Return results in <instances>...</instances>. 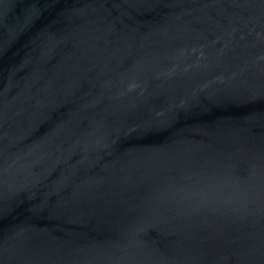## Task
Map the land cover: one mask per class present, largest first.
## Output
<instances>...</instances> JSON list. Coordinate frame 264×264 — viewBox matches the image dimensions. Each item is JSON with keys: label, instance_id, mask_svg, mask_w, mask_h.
<instances>
[{"label": "water", "instance_id": "1", "mask_svg": "<svg viewBox=\"0 0 264 264\" xmlns=\"http://www.w3.org/2000/svg\"><path fill=\"white\" fill-rule=\"evenodd\" d=\"M0 264H264V0H0Z\"/></svg>", "mask_w": 264, "mask_h": 264}]
</instances>
